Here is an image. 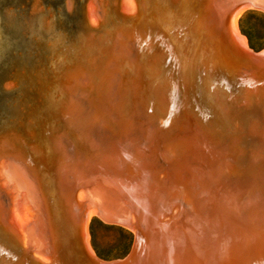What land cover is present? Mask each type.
Here are the masks:
<instances>
[{"label":"water","instance_id":"water-1","mask_svg":"<svg viewBox=\"0 0 264 264\" xmlns=\"http://www.w3.org/2000/svg\"><path fill=\"white\" fill-rule=\"evenodd\" d=\"M247 8L0 0V264H264ZM95 214L132 231L124 256L91 252Z\"/></svg>","mask_w":264,"mask_h":264},{"label":"rangeland","instance_id":"rangeland-1","mask_svg":"<svg viewBox=\"0 0 264 264\" xmlns=\"http://www.w3.org/2000/svg\"><path fill=\"white\" fill-rule=\"evenodd\" d=\"M240 33L249 49L264 47V12L258 8L244 9L237 18ZM88 220L87 232L92 253L102 259L124 256L132 243V231L116 223H104L95 214ZM90 216V217H91Z\"/></svg>","mask_w":264,"mask_h":264},{"label":"bare ground","instance_id":"bare-ground-1","mask_svg":"<svg viewBox=\"0 0 264 264\" xmlns=\"http://www.w3.org/2000/svg\"><path fill=\"white\" fill-rule=\"evenodd\" d=\"M261 10V9H260ZM239 16V15H238ZM238 18V17H237ZM237 18H236V31H237V33L240 35V36H243L241 33H240V31H239V28H238V24H237ZM244 37V36H243ZM245 38V37H244ZM245 44H246V40H245ZM247 46V45H246ZM98 215V214H97ZM89 236H88V232H87V244H88V246H89V248H90V250H91V247H90V244H89ZM91 252H92V250H91Z\"/></svg>","mask_w":264,"mask_h":264}]
</instances>
